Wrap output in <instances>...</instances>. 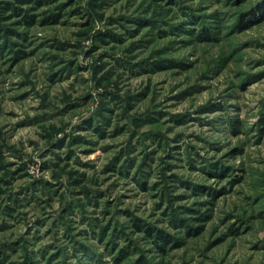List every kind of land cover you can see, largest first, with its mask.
<instances>
[{
    "label": "rangeland",
    "instance_id": "374dc122",
    "mask_svg": "<svg viewBox=\"0 0 264 264\" xmlns=\"http://www.w3.org/2000/svg\"><path fill=\"white\" fill-rule=\"evenodd\" d=\"M0 264H264V0H0Z\"/></svg>",
    "mask_w": 264,
    "mask_h": 264
},
{
    "label": "trees",
    "instance_id": "16d2710c",
    "mask_svg": "<svg viewBox=\"0 0 264 264\" xmlns=\"http://www.w3.org/2000/svg\"><path fill=\"white\" fill-rule=\"evenodd\" d=\"M16 1L17 3L19 4H22V5H26L27 3H36L38 4L41 0H14ZM8 7H10L8 5ZM15 7V8H14ZM13 7V12H17L19 9H17L18 7L17 6H14ZM156 237L159 239L160 242L162 243H165L167 241V238H165L163 235L161 234H157Z\"/></svg>",
    "mask_w": 264,
    "mask_h": 264
}]
</instances>
